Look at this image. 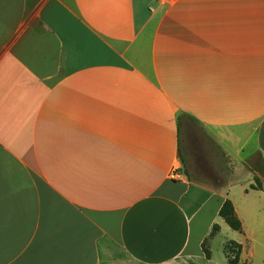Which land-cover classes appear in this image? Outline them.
<instances>
[{
	"label": "crops",
	"instance_id": "obj_1",
	"mask_svg": "<svg viewBox=\"0 0 264 264\" xmlns=\"http://www.w3.org/2000/svg\"><path fill=\"white\" fill-rule=\"evenodd\" d=\"M261 165L264 0H0V264H261Z\"/></svg>",
	"mask_w": 264,
	"mask_h": 264
},
{
	"label": "trees",
	"instance_id": "obj_2",
	"mask_svg": "<svg viewBox=\"0 0 264 264\" xmlns=\"http://www.w3.org/2000/svg\"><path fill=\"white\" fill-rule=\"evenodd\" d=\"M252 188H256V186H252ZM220 216L226 221V223L234 230L240 231L242 229V223L239 220V218L235 214V210L233 207V204L231 201H226L221 210H220ZM218 230V227L215 226L213 233ZM227 249V255L229 258L230 264H239V257L242 251V247L239 244H236L234 242H230L226 246ZM207 256L209 257V252L206 251Z\"/></svg>",
	"mask_w": 264,
	"mask_h": 264
},
{
	"label": "rangeland",
	"instance_id": "obj_3",
	"mask_svg": "<svg viewBox=\"0 0 264 264\" xmlns=\"http://www.w3.org/2000/svg\"><path fill=\"white\" fill-rule=\"evenodd\" d=\"M192 128L196 134H208V131H205L203 128H199L198 130L194 127ZM184 167L187 169L188 167L187 164H185ZM256 183H257L256 188L261 187L262 189V187L264 186V167L262 165H261V183L258 180L256 181ZM261 209H264V195H263V198H261ZM261 213H263V211ZM263 240H264V226L261 227V256H260L261 264H264V254H263L264 249L262 247V245L264 244ZM258 261H259V258H258Z\"/></svg>",
	"mask_w": 264,
	"mask_h": 264
},
{
	"label": "built area",
	"instance_id": "obj_4",
	"mask_svg": "<svg viewBox=\"0 0 264 264\" xmlns=\"http://www.w3.org/2000/svg\"><path fill=\"white\" fill-rule=\"evenodd\" d=\"M178 176H179V174L177 172H173V174L171 175V178L177 179V178H179Z\"/></svg>",
	"mask_w": 264,
	"mask_h": 264
}]
</instances>
